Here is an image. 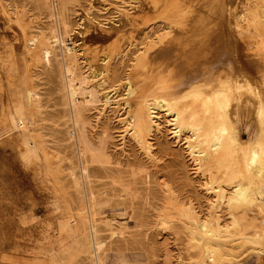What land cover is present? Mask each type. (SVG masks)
<instances>
[{"label":"bare ground","instance_id":"1","mask_svg":"<svg viewBox=\"0 0 264 264\" xmlns=\"http://www.w3.org/2000/svg\"><path fill=\"white\" fill-rule=\"evenodd\" d=\"M39 1L47 9L48 17L54 22L48 30L51 39L56 42L58 48L55 55H59L63 116L65 123H68V140L71 142L77 160L75 168L79 169L77 171L73 165H70L72 164L70 160H68L69 166L63 170L51 167L50 161L45 160L44 170L48 176H51L48 181L51 182L56 200L62 203L66 209L65 219L59 221L60 228L66 229L78 251L89 254L90 264H104V258L100 256L103 242L97 235L95 222L98 209L102 205L110 203L114 197L124 195L125 183L123 181L125 177L140 176L144 170L140 166L136 167V170L129 171L127 175L124 174V171H116V173L110 167L111 160L105 146L107 142L104 144L105 140H93L86 134V107L97 101L93 96L94 93L89 89L90 86L87 85V79L101 76V79L103 78L101 83H104L112 73L111 61L124 57L127 54L125 51H128L132 45H136V38L125 37L127 39L125 45L122 40L124 38H121L123 29H129L130 23H134V21L112 24L97 31L95 28L96 32L84 34L83 32L86 30L70 25L67 18L69 5L76 0ZM190 1L188 9H185V5L182 8L183 5L179 3L182 8L179 11L180 8L177 7L179 12H173L170 9L168 11L171 12H165L166 7H164V12L160 11L162 4L159 0H148L147 3L145 1L146 4L144 3V8H141L140 12H143L142 16L145 15L146 19L141 24L143 29L140 33L145 34L144 37L147 39L151 31L145 30L150 26L151 29L157 24L167 26L171 30L168 29L170 30L169 34L167 36L162 34L156 41L152 39L145 41L144 46L137 50L139 52L134 56L130 71L124 77V81L118 83L117 86L125 87L122 107L125 106L127 118L133 123V132L136 133L138 140L140 139L144 143L148 155L151 153V144L145 136L151 126H158V109L163 110L164 115L170 116L168 120H166L167 118L165 120L169 125H172V133L176 135L177 131H188L189 135L186 137L189 140H185L188 144L186 147L189 148V160L192 168L200 177H198L199 185L204 193H208V190L213 191L214 195L220 199V201L217 199L216 201L221 203V199L224 198L225 204H223L226 208L224 210L229 216L224 219L220 215L217 202V204L208 205V201H211L210 196H208L210 200L208 198L207 201L205 200L206 207L201 206V202L197 207L194 206L191 199L182 201L173 198V202H175L173 204L177 208H171V211L160 209V223L164 224L165 228L172 230L176 237L179 235L178 227L182 228L187 238L188 248L199 253V259L190 264H237L239 260L234 259L237 258V255H234L233 252L250 248L248 244L260 242L264 237L261 233L263 228L259 227V221L254 218V213H258L256 209H262V205L256 201L255 197L251 196L253 192H250L251 187L249 189V186L253 185V179L255 181L254 177L264 171V98H262L263 95L257 98L259 95L254 94L258 99L257 101L255 99L256 104L254 102L258 116L256 123H259L258 134L251 144L245 145L239 138L234 125L235 117L239 115L240 110L236 105V108L230 106L231 101L229 100L242 87L252 92L253 83L258 85L257 83L261 82L263 87L260 86V89L262 87L264 90V53H262L264 38L263 36L259 37L261 35L260 27H264V4L260 2L261 0ZM3 3L0 0V9L6 13L7 10L2 8ZM171 6L173 7V5ZM129 12L131 11L129 10ZM231 18L235 19L233 22L241 29L238 32L230 29ZM100 24L98 23V25ZM201 25L203 27L198 29ZM103 26L105 25L103 24ZM84 27L86 28V26ZM251 27L253 32H247V30H251ZM74 30L81 34V36L78 35L80 38H74L76 34H73L72 37ZM245 30L247 34L244 32ZM72 38L73 41H71ZM97 38L112 39V41L107 43L106 47L102 46L101 50L99 48L92 50L93 47L90 48V44L95 45V43L92 44L91 41ZM42 39L44 41H41ZM42 42L45 43H43L45 47L49 44L51 46V41L46 40L42 30L38 28L35 35L28 38L21 37L19 42L10 43L6 50L0 51V55L2 52L6 54L4 64L0 66L7 70L9 77L19 76L22 72V65L28 58L26 54L30 57V53L39 52ZM6 45L4 43L3 48ZM125 48L127 49L125 50ZM35 56L33 57L35 58ZM91 58H97L95 65L89 62ZM28 60L30 59L28 58ZM175 60L179 62L178 67L172 64ZM88 63L90 64L88 65ZM81 64L85 65L84 68L87 66L86 74L82 72ZM113 73L115 74V71ZM93 81L95 82L94 79ZM101 86L103 88V85ZM16 87V83L11 80L8 82L7 90L14 97L17 93L15 92ZM257 89L259 90V88ZM256 91L253 92L256 93ZM105 92L101 95L105 98L104 102L107 103L110 102V96L108 98V93ZM260 92L262 93L261 90ZM21 94V99L26 105L33 100L35 95L31 89H27ZM117 101L115 100V102ZM241 104V107L245 106L243 102ZM248 105L246 108L250 107ZM117 109L120 113L123 112L120 111L121 109ZM32 117L34 116L28 115L24 120L18 121L22 130L33 123ZM176 128L177 130H175ZM37 138L34 136L30 141L35 155L44 151L41 141ZM50 154L52 153L50 152ZM52 155L54 156V154ZM92 164L104 170L111 186L118 185L120 187L119 193L109 194L107 190H103L100 194H96L90 188L89 166ZM186 174V179L192 181L188 171ZM262 175L264 176V174ZM242 178L248 180L251 185L242 182ZM257 180L259 178L255 182L258 184ZM208 184H212V186H208ZM257 184L253 187H257ZM70 187L79 197L78 204L74 209ZM115 231L117 230H110V234ZM147 232L144 235H147ZM71 257L72 255L63 248L61 254H54L50 257L49 262L50 264H63L65 261H70ZM119 260L122 264H128L124 255Z\"/></svg>","mask_w":264,"mask_h":264},{"label":"rangeland","instance_id":"2","mask_svg":"<svg viewBox=\"0 0 264 264\" xmlns=\"http://www.w3.org/2000/svg\"><path fill=\"white\" fill-rule=\"evenodd\" d=\"M1 1L2 3L4 2L2 8L7 11L4 13L0 9V51L6 50L10 43L19 42L21 37L28 38L35 35L38 28L42 30L43 37L49 42L51 41V46L49 44V46L46 45L45 47L43 45L44 42H42L44 48L40 45L41 50L39 49V52L30 53V57L26 54V57L28 56L30 60L26 58L28 62L25 61L23 63L22 72L19 76L9 77L7 70L0 66V264H50V257L54 254H61L63 248L72 255L71 260L65 261L63 264H90L89 254L78 251L66 229H62L59 226V221L66 217V209L62 203L56 200L51 182L48 181L51 176H48L44 170L45 160L50 161L51 167L61 168V170L69 166L68 160L72 162L70 165H73L74 168L77 166L71 142L68 140V123H65L63 116L59 55H55L58 52V48L56 42L51 39L48 30L49 26L53 25L54 22L48 17L47 9L40 4L39 0ZM145 1L146 3L148 2V0H132L133 3L131 0H76L69 5V10H67V18L70 25L83 28V30H86L83 32L84 34L94 33L98 29L106 28L112 24L134 21L128 27L130 30L123 29L124 32L121 38H124L122 39L124 45L127 41L125 37L136 38V45H132L128 51H125L127 54L124 57L111 61L112 73L104 82L105 84L101 83L103 82L101 76L87 79V85L90 86L89 89L92 90L93 96L97 101L86 107V134L93 140H105L104 144L107 142L105 144L106 151L110 156V167L113 171H124V174L127 175L129 171L136 170V167L141 166L144 170V173L140 176L124 178L125 189L123 190V196L114 197L110 203L99 207L95 222L97 235L103 242L100 256L104 258V264H122L119 260L122 255L125 256L128 264H190L199 259V253L188 248L187 238L181 227H178L180 233L178 232L179 235L176 237L172 230L165 228V225L160 223L159 210L171 211L176 209L177 207H175V204H173L175 202L173 201L178 199L182 201L191 199L194 202H192L194 206L197 207L201 202L200 205L206 207L205 202L207 198L211 197L208 205L210 204L209 206H211L218 203L217 209L219 207L220 215L224 219L229 218V216H227V211H225L224 198L221 199L222 202L220 203V199L214 195L213 191L208 190V193H204L199 185L200 181L198 179L200 177L194 172L189 160V148H187L188 144H186V141L189 140L187 138L189 135L188 131L180 130L177 131L179 134L176 133V135L172 133V125H169L166 121L170 116L164 115V111L158 109L157 122L159 127L151 126L145 136L151 144V153L148 155L149 153L144 148V143L140 139L138 140L136 133L133 132V123L127 118L125 106L122 107V100L125 98L126 90L125 87L117 86V84L122 83L124 77L130 71L133 58L139 52L137 50L144 46L145 41H150V39L156 41L162 34L167 36L171 30L167 26L157 24L158 26L155 25L151 29L150 26L145 30L147 32L151 31L147 39L144 37L145 34L140 33L143 29L141 24L146 19L145 15L142 16L143 12H140V9L144 8ZM189 1L159 0L160 4H162L161 10H159L164 12V7H166L165 12L168 9L173 10V12H179L184 5L185 9H188L191 3ZM260 2L264 4V0ZM179 3L183 5L182 8ZM177 7L180 8L179 11H177ZM129 10L131 12L128 13ZM170 10L168 12H171ZM123 12L125 15H130L125 16ZM234 20L233 18L230 19L229 27L238 32L241 29L235 25ZM98 23L101 24L98 25ZM202 27L203 25L199 26L198 29ZM81 28L80 30H82ZM260 28L261 35L259 37L263 36L264 38V27ZM73 32L72 37L76 34L74 38H80L81 34L77 30ZM244 32L245 34L253 32V28L251 27V30H247V32L245 30ZM78 35L80 36L78 37ZM104 40L103 38L92 40V44L95 43L97 47L90 44V48L93 47L92 50L94 48L101 50L106 47L107 43L109 44L112 41V39L105 40L107 42ZM41 41L44 40L42 39ZM71 41H73V38ZM3 42L7 44L4 48ZM263 51L262 53H264ZM2 53L0 55V62L2 61V63L0 65H3V61L6 59V54ZM89 62L95 65L97 58H91ZM172 64L178 67L179 62L175 60ZM81 66L82 72L86 74L87 66L85 68L84 64H81ZM113 71H115V74ZM10 80L17 85L15 97L7 90ZM94 83L97 85L91 86ZM259 83L261 84V82H258V85H255V83L252 85L253 91L257 90L256 93L252 91L253 97L249 89L242 87L229 100L231 101L230 106L235 107L236 105L240 110L239 115L235 117L234 125L244 145L251 144L258 134L259 123H256L258 116L254 102L256 104L257 98L262 97V95V98H264L263 84L260 85ZM101 85H103V88ZM260 86H262L261 89ZM27 89H31L35 95L33 100L26 105L21 99V92L23 93ZM258 91L260 94L257 93ZM104 92L108 93V98L110 96V102H104L105 98L101 95ZM254 94L259 96L255 98ZM115 100L119 102H115ZM242 102L245 106L241 107ZM247 104L250 105L249 108H246ZM117 108L123 111L121 112L122 114ZM28 115L34 116L32 117L33 123L25 130H22L18 121L24 120ZM34 136L38 137L37 139L41 141L44 149L37 155H35L30 146V141L33 140ZM98 136L100 137L98 138ZM173 140L176 141L174 142ZM89 167L91 178L89 186L96 194H100L103 190H107L109 194L119 193L120 187L118 185H110V180L106 177L104 170L95 164ZM33 168L35 169L33 170ZM75 169L79 170L78 168ZM186 171H188L192 181L186 179ZM263 172H260L261 174L256 176L257 178L254 177L253 185L249 184L245 178L241 180L246 182L247 185H251L249 186V189L251 187L252 190L250 192H253L251 196L255 197L256 201L262 205V209H256L258 213H254V218L259 221V227L263 228L261 233L264 236ZM258 178L260 181L257 180V184L255 182ZM256 184L257 187H253ZM210 185L212 186V184H208V186ZM224 185L226 187V184ZM69 191L73 197L74 209L78 204L79 197H77L71 187ZM226 192L228 193L229 191ZM204 194L205 196L203 197ZM216 199L219 201H216ZM176 224L178 225V223ZM175 227L177 226L175 225ZM112 229L117 231L110 234ZM146 232L148 234L144 235ZM248 245H250V248L247 247L238 250V252H233L234 255H237V258L234 259L239 260L237 264H264V237L260 242Z\"/></svg>","mask_w":264,"mask_h":264}]
</instances>
